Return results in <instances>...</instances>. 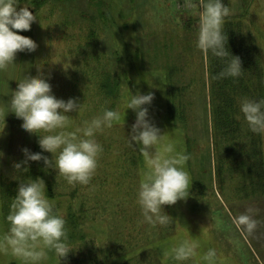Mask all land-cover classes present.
I'll list each match as a JSON object with an SVG mask.
<instances>
[{"label":"rangeland","instance_id":"1","mask_svg":"<svg viewBox=\"0 0 264 264\" xmlns=\"http://www.w3.org/2000/svg\"><path fill=\"white\" fill-rule=\"evenodd\" d=\"M223 3L230 9L223 31L231 26L244 42L251 40L254 61L246 74L250 92L235 95L224 85L218 96V66L197 46L198 5L187 10L184 0H20L19 7L37 14L25 36L38 47L18 52L15 63L0 70V264H31L14 255L4 237L19 184L37 177L75 248L61 261L45 250L39 264H264V123L251 124L242 111L245 102H259V75L264 92V0ZM38 69L50 74L58 98L81 103L63 131L77 132L107 109L120 114L95 134L102 151L87 185L45 171L43 161L14 167L25 159L23 148L41 151L38 136L23 131L14 113L6 116L12 91ZM138 92L154 93L150 116L163 134L156 149L187 157L181 167L190 195L164 206L163 226L147 223L137 202L149 171L142 146L130 140L136 114L127 105ZM226 94L233 98L236 125L224 131L216 109ZM169 144L172 153L165 152ZM248 222L255 223L251 231ZM184 241L197 245L195 254L177 261L173 249ZM210 249L216 252L211 262L204 259Z\"/></svg>","mask_w":264,"mask_h":264},{"label":"clouds","instance_id":"2","mask_svg":"<svg viewBox=\"0 0 264 264\" xmlns=\"http://www.w3.org/2000/svg\"><path fill=\"white\" fill-rule=\"evenodd\" d=\"M19 4L20 0H0V70L15 63L18 52L31 53L38 47L35 40L21 34L30 31L37 20V14L29 6L19 7ZM197 5V46L202 50H211L221 57L227 56L228 36L223 31V24L229 15V7L223 0H184L187 10H192ZM232 57L228 74L238 76L242 69L241 60L238 56ZM153 100L154 93L138 92L129 100L127 109H132L136 114L130 140L142 146L141 152L146 157L149 169L139 185L137 202L147 223L163 226L168 223V215L162 213L164 206L186 200L190 195L189 176L181 167L187 159L186 156L179 153L164 155L156 149L163 134L150 116L149 106ZM7 106L6 116L12 112L17 119L22 120V130L36 134L41 149L40 152H32L27 147L23 148L25 159L17 162L15 169L21 170L22 165L30 161H43L45 171L55 169L69 184L89 183L97 168L98 155L102 151V146L94 138L95 134L104 127H111L113 121L120 119L117 111L107 109L102 117L85 122V126L77 130L80 135L77 132L63 131L69 124L68 114L77 112L81 103L76 97H69L67 100L58 98L53 92L50 74L39 69L35 77L27 76L19 81ZM260 110L259 102H245L242 105V111L254 125L264 119ZM57 129L61 131L54 133ZM3 130H0V135ZM58 150L59 154L56 155ZM45 152L52 153V157L44 155ZM165 152H173L171 144L167 145ZM3 155L0 150V157ZM23 171H28V168H23ZM54 208V202L46 195V184L42 178H32L19 184L17 195L6 217L10 227L4 237L14 255L30 261L31 264H39L46 257L45 250L54 251L61 261L75 249L67 243L69 237L65 219ZM254 227V222L247 223L249 231ZM196 247L193 242H182L173 249L175 259L188 260L195 254ZM215 256V250L210 249L204 259L211 262Z\"/></svg>","mask_w":264,"mask_h":264},{"label":"trees","instance_id":"3","mask_svg":"<svg viewBox=\"0 0 264 264\" xmlns=\"http://www.w3.org/2000/svg\"><path fill=\"white\" fill-rule=\"evenodd\" d=\"M235 28V27H233ZM228 36L227 40V47H228V54L227 56L221 57L217 54H214L211 50H208V56L209 59L211 58L213 62H215L218 66V72L216 74L215 83L217 85V94L218 96H221L220 94L222 87L228 86L231 87L233 91L236 92L238 90H241L243 93H246L247 90H249L248 83L250 84L251 80L248 82L249 79H247V71L250 72L252 69L251 64L253 63V56L252 52L254 51L252 47V42L249 40L248 42H244V38L242 35L237 37L235 34V31L232 30L231 26L228 30L224 32ZM22 35H25V31L21 33ZM243 53L245 56L247 54V59L243 56ZM232 55L238 56L241 60V66L242 69L240 70V74L238 76H231L228 74V66L231 63V60L233 59ZM255 63V62H254ZM258 63V62H257ZM259 71H261V67H259ZM262 72V71H261ZM257 76V75H256ZM258 78V76H257ZM259 89H258V101L262 102L261 104V114L264 116V108H263V100H264V92H263V85H262V78L259 75ZM224 92H226L224 90ZM250 92V90H249ZM226 100L221 99L220 103L217 105L216 109V115H217V123L222 128V130L226 131L225 128H233L234 125H236L235 120V113L233 107L234 102H231L233 98H231L228 94H226ZM231 101H229V99ZM171 113L174 114L175 112V105H171ZM173 116V115H172ZM262 123H264V119H262ZM9 214V213H8ZM7 214V215H8ZM9 224V223H8Z\"/></svg>","mask_w":264,"mask_h":264}]
</instances>
